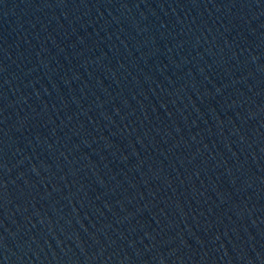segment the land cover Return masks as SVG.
<instances>
[{
  "label": "water",
  "instance_id": "water-1",
  "mask_svg": "<svg viewBox=\"0 0 264 264\" xmlns=\"http://www.w3.org/2000/svg\"><path fill=\"white\" fill-rule=\"evenodd\" d=\"M0 264H264V0H0Z\"/></svg>",
  "mask_w": 264,
  "mask_h": 264
}]
</instances>
